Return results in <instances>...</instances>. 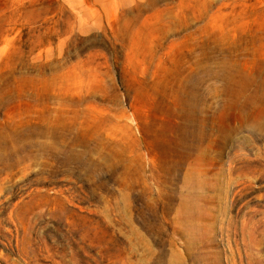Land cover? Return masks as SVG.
Returning <instances> with one entry per match:
<instances>
[{
  "label": "rangeland",
  "instance_id": "rangeland-1",
  "mask_svg": "<svg viewBox=\"0 0 264 264\" xmlns=\"http://www.w3.org/2000/svg\"><path fill=\"white\" fill-rule=\"evenodd\" d=\"M0 264H264V0H0Z\"/></svg>",
  "mask_w": 264,
  "mask_h": 264
}]
</instances>
